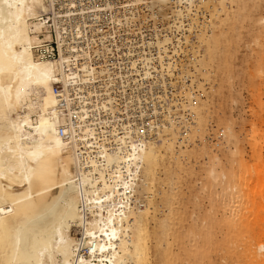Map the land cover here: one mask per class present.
<instances>
[{
  "label": "bare ground",
  "instance_id": "1",
  "mask_svg": "<svg viewBox=\"0 0 264 264\" xmlns=\"http://www.w3.org/2000/svg\"><path fill=\"white\" fill-rule=\"evenodd\" d=\"M99 1L128 24L114 47L75 38L104 14L98 0L54 9V28L44 16L51 0H0V264H198L214 245V223L232 251L258 212L250 168L240 157L241 169H227L195 146L231 71L240 37L231 28L260 24L264 0ZM53 31L59 58L36 50ZM104 47L117 49V72L125 66L118 80L91 64L107 62ZM201 153L209 180L200 193L222 203L219 222L211 212L200 223L195 203L183 208L186 172ZM256 246L264 250V231Z\"/></svg>",
  "mask_w": 264,
  "mask_h": 264
},
{
  "label": "rangeland",
  "instance_id": "2",
  "mask_svg": "<svg viewBox=\"0 0 264 264\" xmlns=\"http://www.w3.org/2000/svg\"><path fill=\"white\" fill-rule=\"evenodd\" d=\"M243 24L240 27L239 24H236L235 27L231 28H235L236 33L240 32V37L234 43L235 47L233 46L230 65L227 66L231 71L222 73V91L218 93L215 104L211 102L212 107L209 111V114L212 113V122L208 121V130L200 134L202 135L201 140L198 141L195 148L200 151V149L208 147L210 156L217 154L222 162H227V169H234V166L241 169L242 165L238 167L236 162L242 157L243 166L248 165L251 171L247 173V176L253 182L251 184L257 188L255 203L258 206H255L258 212L252 217L251 236L237 240L232 251L223 244L224 231L220 230L221 225L214 223V245L210 248L209 256L198 264L254 263L257 260L252 261L250 255L252 248L260 254L257 258L264 256V250H260L259 246H256L258 235L264 231V207H260L264 201V179L259 180L257 177V170L264 169V7L260 10V24L252 28L246 25L249 30L247 32ZM251 70L253 71L252 75L249 72ZM214 93L215 90L213 89ZM251 127L258 131L257 140H254L252 136ZM226 129L233 130V134L230 132L232 136L228 140L229 143L225 142L224 133L228 132ZM227 144L230 145L229 148ZM236 146L239 148V154L234 152ZM203 153L208 155V152ZM203 153L197 155L198 162H190L193 165L197 163L194 173L191 170L186 172L187 177L183 189L185 191L183 208L188 214L195 207L198 211V221L200 223L211 212L215 221L219 222L224 216L222 203L217 198L212 206L209 201V195L200 193L204 188V184L209 180V174L206 173V166L203 162V158L206 155H203ZM220 166L221 163L218 169H220ZM192 184H195L198 189L193 188ZM259 185L260 188L257 187ZM216 188L221 193L222 186L220 183H218ZM193 192H198L199 196H194ZM193 203H195L194 207ZM260 217L262 221H260ZM189 244L190 242L185 241L186 248H188ZM249 246H251V249L247 251ZM187 263L188 259L184 258L182 264Z\"/></svg>",
  "mask_w": 264,
  "mask_h": 264
},
{
  "label": "built area",
  "instance_id": "3",
  "mask_svg": "<svg viewBox=\"0 0 264 264\" xmlns=\"http://www.w3.org/2000/svg\"><path fill=\"white\" fill-rule=\"evenodd\" d=\"M53 3V7H51V11H48L47 13H45V17L47 18V23L50 24L51 28H54V19H55V10L56 11H60L62 14L67 13L64 10H67L70 6V3L73 0H51ZM91 0H75L76 2V6L80 8L81 4L83 2H90ZM98 3L101 4V8L102 11L104 12V14L102 16L99 17V21L97 22H93L91 25H88V27H86L85 33L83 34H79V35H75V38L79 39V42H89L90 47L96 46L99 43H103V45L107 44L108 42H112V46H116L115 45V40L117 39L116 37L118 36V33L120 32V27L126 31L125 33H127L128 31V24L125 22H123L124 25H121L120 21L118 20V14L117 12H114V14L111 15L112 12H110L107 8H106V4L105 3H100V1L98 0ZM115 6L116 3H118V1L114 0ZM55 9V10H54ZM115 9H113L114 11ZM74 13H77V11H75ZM83 22V21H81ZM133 24V23H132ZM132 24H131V29H132ZM112 26L114 28V30H112ZM109 29L110 33L107 36H103V31L104 29ZM65 33V32H63ZM87 33V34H86ZM88 35V37H87ZM59 38L56 33L53 31L51 33V37L50 38H44L42 39L43 42L41 44H39L36 48V50H39V52H43V55L45 57H49V58H59L60 57V42H59ZM95 41H92V40ZM104 49L106 50V54L109 55L108 58H106L107 62H105V59L102 58H97V60H101V62L99 63H91L93 64L95 67H98V70L103 69L102 71L106 72V74L109 76L111 75V77L114 76V78L116 80H118V76L119 73H122L125 70V66L123 64L122 68L120 69V72H117L118 67H115L113 65H115V55L112 54L113 51L117 52V49H112L111 48H106L104 47ZM112 51V52H111ZM127 54L126 57L129 56V53H132L131 51L129 52L128 49H126ZM81 54V53H80ZM135 54V53H134ZM131 54V55H134ZM82 59L81 55H79V59ZM114 60V62H113ZM113 64V65H112ZM112 66V69H111ZM78 69H80L81 71H83L82 66H80ZM125 76V75H124ZM62 82L61 81H57L54 84V90L55 93H57V91L62 90ZM90 140L93 139V137H89Z\"/></svg>",
  "mask_w": 264,
  "mask_h": 264
}]
</instances>
